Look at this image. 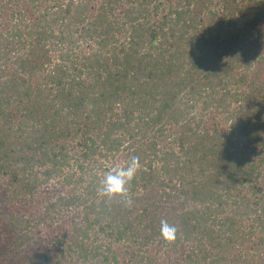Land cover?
Masks as SVG:
<instances>
[{"label":"trees","instance_id":"trees-1","mask_svg":"<svg viewBox=\"0 0 264 264\" xmlns=\"http://www.w3.org/2000/svg\"><path fill=\"white\" fill-rule=\"evenodd\" d=\"M172 2L0 0L6 260L264 264V0Z\"/></svg>","mask_w":264,"mask_h":264},{"label":"rangeland","instance_id":"rangeland-1","mask_svg":"<svg viewBox=\"0 0 264 264\" xmlns=\"http://www.w3.org/2000/svg\"><path fill=\"white\" fill-rule=\"evenodd\" d=\"M170 4H171V6H174V0ZM151 6H152V4H150L149 7L151 8ZM13 8L16 9V10H14V13H16L18 9H20L19 6L18 7L17 6H14V7L12 6L11 7V10H13ZM1 13H3V12L1 11ZM8 13H9V11H6V13H4L6 15L5 16L6 18L8 17ZM109 19L113 20L114 18H113V16H110ZM54 55H55V52L53 51L52 52L53 59L56 57V55L55 56ZM51 64H52V62H51ZM12 67H14V66H12L11 64L7 65V68L9 70V71L7 70L8 71V75L7 76H10V73L9 72L12 69ZM14 104H15V101L14 100H11V103L9 105L4 106V108H3L4 112L3 113H0V123L3 121L2 115H6V114H9L10 115L12 113H15ZM233 106H235V103L231 104L230 108H232ZM16 115H18V113ZM224 116H225V113H223L220 110H215V109L212 110V111L209 110V112H207L205 114V117H207L209 123H212V122L213 123H215V122L218 123V126H219L220 130L226 129L227 126H228V121H226V120L224 121L223 120L224 119L223 118ZM17 117H19V115ZM14 120H15V117H14ZM137 129H139V128H137ZM158 143H159L158 145L161 146V147L162 146H165V145H170V142L168 143V139L165 138V137H163V136L162 137L160 136V138H158ZM45 185L46 184H44L41 188H39V190L42 189L43 187H45ZM14 187H11L8 184L7 176L0 175V190L1 191L5 190V189L8 190L7 196L11 197V191L14 189ZM46 187H48V185ZM38 191L35 192V194L33 196L30 195L29 197H26V198L22 197L23 195L18 192V194L16 195L17 199H22L25 203L24 204H21L22 202H17V201L14 200L13 202H11V207L8 206V209L10 211H12L14 214L15 213H19L21 211V213H23L24 215L29 216L31 212L36 211L37 208L40 207V205H42V204L45 203V199L43 198L44 196L42 195V193L41 194L40 193L38 194ZM13 199H14V197H13ZM55 224L56 225H61L59 223H55ZM50 229H52V228H50ZM50 229H48V232H49ZM57 231H58V229H57ZM50 237H49V239H46V240H48V241L51 240ZM4 238H5L4 235H2V233L0 231V240H2ZM8 239L9 240H8V247H7V249L11 252L12 249H13L11 246H9V245H12L9 242L10 239H11V237L9 236ZM5 241H6L5 244H7V240H5ZM133 249H136V248L133 247ZM159 255H160L159 256L160 259H163L164 258V255H162L161 253H159ZM3 256L4 255H3V252H2V248H0V264H14L15 262L13 260H18V258L22 257V255H17L15 257H13V259L10 261V260H6V258H4ZM72 261H73V264L75 263L74 261H80V262H82L76 256L73 257ZM85 264H90V262H86ZM118 264H125V261L122 260V263H119L118 262Z\"/></svg>","mask_w":264,"mask_h":264}]
</instances>
